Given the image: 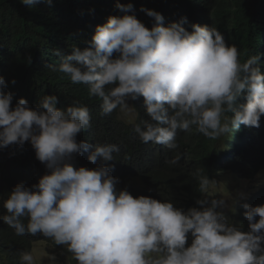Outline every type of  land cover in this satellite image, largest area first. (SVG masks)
I'll list each match as a JSON object with an SVG mask.
<instances>
[{
	"label": "clouds",
	"instance_id": "9594fccd",
	"mask_svg": "<svg viewBox=\"0 0 264 264\" xmlns=\"http://www.w3.org/2000/svg\"><path fill=\"white\" fill-rule=\"evenodd\" d=\"M129 1L114 0L106 23L65 55L56 50L61 63L51 70L87 85L103 114L119 111L152 149L175 150L178 132L193 129L223 142L169 166L137 197L112 175L109 162L122 172L130 157L119 145L96 143L92 151L77 140L91 127L87 106L73 101L61 109L56 95H44L36 108L25 98L13 107L14 94L0 76V148L30 142L47 169L31 187L0 191V240L10 237L12 253L3 263L264 264V184L239 194L242 202L230 211L235 223L225 214L227 201L210 191L224 176L253 187L264 176V0L251 6L262 18L260 30L240 38L213 22L216 0H197L190 10L152 5L141 12ZM21 2L31 8L41 0ZM86 4L94 8L88 0L73 3ZM175 14L192 24L172 22ZM140 97L147 119L137 124ZM134 110L135 120L122 117ZM25 234L49 238L38 241L49 246L47 256L35 259L38 242L17 254V237Z\"/></svg>",
	"mask_w": 264,
	"mask_h": 264
},
{
	"label": "trees",
	"instance_id": "16d2710c",
	"mask_svg": "<svg viewBox=\"0 0 264 264\" xmlns=\"http://www.w3.org/2000/svg\"><path fill=\"white\" fill-rule=\"evenodd\" d=\"M80 1L84 3V0ZM88 1L94 4V8L86 4L78 9L73 5L75 0H52L50 5L46 0H41L31 8L21 0H0V76L7 83L5 91L14 94L13 107L20 98H25L32 108H36L44 95H56L57 107L61 109H66L73 101L87 106L91 115V127L78 134L77 140L88 142L91 145L88 150L92 151L96 143L119 145L130 157H124L126 167L122 172L118 171L115 161L109 162L113 167L112 175L119 179L117 185L121 183L128 191H135L137 197L146 196L151 186L160 182L159 177L165 174L164 170L169 166L177 167L180 162L197 157L199 152L209 146L222 143L223 136L210 140L193 129L190 133L178 132L176 143L179 147L175 150L152 149L138 140L136 132L131 130L135 125L127 124L119 116V111L115 110L113 115L103 114L102 101L89 95L87 85L73 84L66 74L52 71L50 65L58 66L62 58L54 55L56 50L65 55L68 48L79 45L90 32H94L97 25L107 22L109 16L106 14L114 0ZM255 1L261 3L263 0H216L213 22L231 38L244 37L254 28L259 31L262 18L255 16L251 10ZM196 2L197 0L129 1L134 5V12H139L142 6L150 9L152 5L165 9L190 10L195 8ZM184 18L186 17L175 14L172 22H180ZM192 22L186 18L183 26L189 27ZM145 26L149 29L153 27L147 24ZM13 79L15 84L11 83ZM9 88L15 90L10 91ZM140 104L142 109L138 106ZM135 105L141 111L137 122L139 124L147 119L143 97L139 98L138 103L135 101ZM176 155L180 156L176 165L167 163ZM79 156L81 155L75 156V166ZM46 171V166L36 158L30 142L23 146L0 148V191L12 190L17 184L31 187L38 183ZM180 179L185 180L182 172ZM24 223L27 224V220ZM43 238L46 237L27 234L17 237V254L29 251L35 242ZM10 246V237L0 240V264L5 258H11L12 253L7 254Z\"/></svg>",
	"mask_w": 264,
	"mask_h": 264
},
{
	"label": "rangeland",
	"instance_id": "374dc122",
	"mask_svg": "<svg viewBox=\"0 0 264 264\" xmlns=\"http://www.w3.org/2000/svg\"><path fill=\"white\" fill-rule=\"evenodd\" d=\"M128 103L133 106L131 100H129ZM122 117L127 121L135 120L136 111L134 110L132 113L127 114L122 112ZM254 182L256 183V187H253L252 182L249 180H235L231 176H224L219 178L217 183L210 188V191L217 196L216 198L219 199L220 197H223L227 201L229 207L224 209V211L229 217L230 222L235 223V221L238 219V217H234L230 211L233 207L237 206L239 202H242L243 196L241 197L239 194L243 193V195H245L248 193V195H250L254 189H259L264 184V176H257ZM247 198L249 199L250 196ZM171 199L174 201V203H177L174 198ZM236 200L238 201L237 203ZM49 250V246L44 242H38L33 246L31 252L36 259V257L44 258L47 256V252H49Z\"/></svg>",
	"mask_w": 264,
	"mask_h": 264
}]
</instances>
